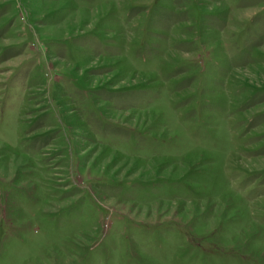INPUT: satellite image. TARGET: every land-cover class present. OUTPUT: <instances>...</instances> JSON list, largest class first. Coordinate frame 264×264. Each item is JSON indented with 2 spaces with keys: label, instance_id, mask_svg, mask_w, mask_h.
<instances>
[{
  "label": "rangeland",
  "instance_id": "374dc122",
  "mask_svg": "<svg viewBox=\"0 0 264 264\" xmlns=\"http://www.w3.org/2000/svg\"><path fill=\"white\" fill-rule=\"evenodd\" d=\"M0 264H264V0H0Z\"/></svg>",
  "mask_w": 264,
  "mask_h": 264
}]
</instances>
